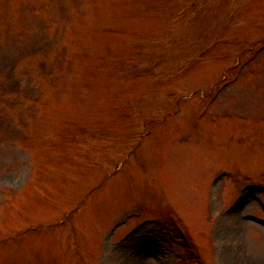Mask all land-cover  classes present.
Here are the masks:
<instances>
[{"label":"rangeland","instance_id":"rangeland-1","mask_svg":"<svg viewBox=\"0 0 264 264\" xmlns=\"http://www.w3.org/2000/svg\"><path fill=\"white\" fill-rule=\"evenodd\" d=\"M0 264H264V0H0Z\"/></svg>","mask_w":264,"mask_h":264}]
</instances>
